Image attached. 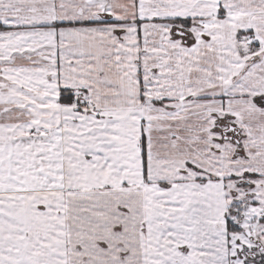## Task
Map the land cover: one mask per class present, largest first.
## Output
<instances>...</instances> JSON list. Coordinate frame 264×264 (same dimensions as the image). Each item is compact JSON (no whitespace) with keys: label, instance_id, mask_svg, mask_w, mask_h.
I'll use <instances>...</instances> for the list:
<instances>
[{"label":"snow or ice","instance_id":"1","mask_svg":"<svg viewBox=\"0 0 264 264\" xmlns=\"http://www.w3.org/2000/svg\"><path fill=\"white\" fill-rule=\"evenodd\" d=\"M0 264H264V0H0Z\"/></svg>","mask_w":264,"mask_h":264}]
</instances>
